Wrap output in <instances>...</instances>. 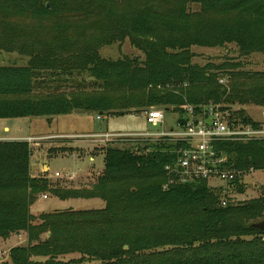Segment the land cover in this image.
Here are the masks:
<instances>
[{"label": "trees", "instance_id": "trees-1", "mask_svg": "<svg viewBox=\"0 0 264 264\" xmlns=\"http://www.w3.org/2000/svg\"><path fill=\"white\" fill-rule=\"evenodd\" d=\"M192 3L197 11L185 0L174 10L136 0H0V51L29 57L26 66H0V119L75 110L122 116L154 107L181 113L185 103L264 108V71L230 61L198 66L191 51L233 45L239 58L264 55V0ZM119 38L144 60L98 56ZM67 81L71 90L59 91ZM50 85L53 91L36 93ZM230 119L259 125L242 109ZM173 148L109 144L96 183L79 190L31 175L27 142L0 141V239L24 234L27 241L1 264H264V230L251 228L264 221V188L256 199L222 207L204 181L168 185ZM216 149L239 173L231 184L239 193L244 174L264 171V140ZM44 192L61 201L97 198L104 207L34 216L30 207Z\"/></svg>", "mask_w": 264, "mask_h": 264}, {"label": "rangeland", "instance_id": "rangeland-1", "mask_svg": "<svg viewBox=\"0 0 264 264\" xmlns=\"http://www.w3.org/2000/svg\"><path fill=\"white\" fill-rule=\"evenodd\" d=\"M187 9L197 11L198 5L192 3L193 0H185ZM183 0H136V5H162L168 9L178 8ZM194 58L193 64L204 66L208 63L219 65L224 62H241L245 71H264V55L253 54L247 58H239L236 47L227 45L224 47L214 48H191ZM98 56L105 60L116 61L123 58H137L144 60L143 55L133 48L127 39L117 40L114 44L103 46L98 50ZM29 57L25 54H20L15 51L6 52L0 51V66H26ZM76 74V72H75ZM86 74L81 76L75 75L74 81L85 78ZM67 81L62 83L58 89L61 92H69L71 83ZM51 88H38L36 93L48 90L53 91L54 85ZM242 109L244 114L254 122L264 123L263 107L247 105H234L232 110ZM97 117H101L97 120ZM163 127L153 128L147 126L145 122L135 113H126L122 116H105L94 112H88L82 115L73 113L61 115L53 118H16V119H0V137H12L21 140L0 139V141H21L27 142L31 150L30 158V173L33 176H45L51 185L65 189L89 190L96 183L98 176L104 168L103 156L101 151L109 145L95 144L89 138H84L89 135L110 133H133V132H161L175 130L176 114L165 112ZM29 139V140H27ZM112 145V144H111ZM114 147H122L121 145H112ZM143 146V145H142ZM141 146V147H142ZM45 167V168H43ZM55 173L62 176L74 174L73 181L57 179ZM244 186V192L239 193L235 187L228 188L222 182H210L209 185L217 189H227V199L234 200L236 203H241L256 199L261 195L264 188V171H252L244 174V177L239 182ZM43 195L47 199L40 196L36 198L30 211L34 216L43 213H51L54 211L64 210H90L101 209L104 203L97 199H69L61 201L48 192ZM27 243L24 234L15 235L8 240L0 239V252L4 255L0 256V264L9 263V250L16 246H25ZM70 258V257H68Z\"/></svg>", "mask_w": 264, "mask_h": 264}, {"label": "built area", "instance_id": "built-area-1", "mask_svg": "<svg viewBox=\"0 0 264 264\" xmlns=\"http://www.w3.org/2000/svg\"><path fill=\"white\" fill-rule=\"evenodd\" d=\"M218 84L226 87L228 80L221 77ZM229 108V110H225ZM233 106L222 103H206L198 106L185 103L179 109L181 113L176 114V129L168 132H133V133H110L89 135L84 138L92 140L95 144H112L121 146H137L146 144L166 143L172 144L174 148L170 150L172 160L166 164L164 171L169 178L168 185H192L204 181L209 189L215 190L210 182H222L228 188L239 175L235 170L227 167V157L224 153L216 149L218 143L223 142H250L264 140V123H259L256 127L244 125L240 120L230 119V112ZM264 109V108H263ZM164 108L154 107L142 109L135 113L145 122L147 126L153 128L163 127ZM168 112V113H170ZM264 116V112H263ZM100 120L101 117H97ZM136 149V148H135ZM57 179L73 181L74 174L62 176L55 173ZM232 186V185H231ZM220 193V205L237 204L234 200L227 199V189L215 190ZM47 199L45 195L41 196ZM4 254L0 252V256Z\"/></svg>", "mask_w": 264, "mask_h": 264}, {"label": "water", "instance_id": "water-1", "mask_svg": "<svg viewBox=\"0 0 264 264\" xmlns=\"http://www.w3.org/2000/svg\"><path fill=\"white\" fill-rule=\"evenodd\" d=\"M91 80H92V78H90V81ZM74 113L78 114V115H82V114H85L86 112L84 110H75ZM251 228L259 230V231H263L264 230V221H260L256 224L251 225Z\"/></svg>", "mask_w": 264, "mask_h": 264}, {"label": "crops", "instance_id": "crops-1", "mask_svg": "<svg viewBox=\"0 0 264 264\" xmlns=\"http://www.w3.org/2000/svg\"><path fill=\"white\" fill-rule=\"evenodd\" d=\"M10 139V140H21V139H18V138H12V137H8V136H5V137H0V139ZM27 140H29V139H27ZM43 168H45V167H43Z\"/></svg>", "mask_w": 264, "mask_h": 264}]
</instances>
